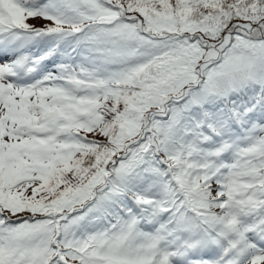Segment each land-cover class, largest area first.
<instances>
[{"label": "snow or ice", "instance_id": "obj_1", "mask_svg": "<svg viewBox=\"0 0 264 264\" xmlns=\"http://www.w3.org/2000/svg\"><path fill=\"white\" fill-rule=\"evenodd\" d=\"M0 264H264V0H0Z\"/></svg>", "mask_w": 264, "mask_h": 264}]
</instances>
